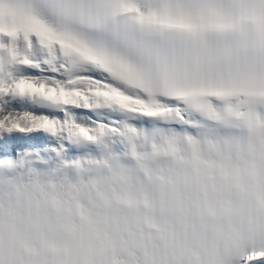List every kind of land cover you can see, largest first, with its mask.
<instances>
[{"label": "snow or ice", "instance_id": "6c2138e0", "mask_svg": "<svg viewBox=\"0 0 264 264\" xmlns=\"http://www.w3.org/2000/svg\"><path fill=\"white\" fill-rule=\"evenodd\" d=\"M0 264H264V0H0Z\"/></svg>", "mask_w": 264, "mask_h": 264}]
</instances>
